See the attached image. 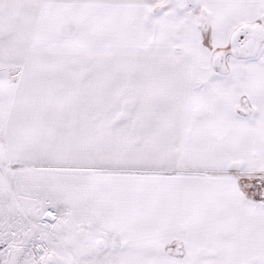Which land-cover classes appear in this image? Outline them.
Masks as SVG:
<instances>
[{"label":"snow or ice","instance_id":"obj_1","mask_svg":"<svg viewBox=\"0 0 264 264\" xmlns=\"http://www.w3.org/2000/svg\"><path fill=\"white\" fill-rule=\"evenodd\" d=\"M0 264H264V0H0Z\"/></svg>","mask_w":264,"mask_h":264}]
</instances>
